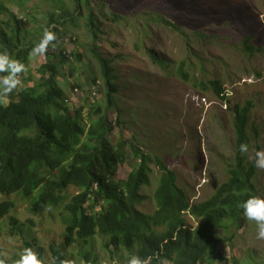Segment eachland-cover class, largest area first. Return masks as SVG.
<instances>
[{
	"label": "rangeland",
	"instance_id": "1",
	"mask_svg": "<svg viewBox=\"0 0 264 264\" xmlns=\"http://www.w3.org/2000/svg\"><path fill=\"white\" fill-rule=\"evenodd\" d=\"M96 3L103 4L105 12L118 14L129 21L106 22L98 15ZM0 4L22 19L21 42L27 46L43 39L51 16H61L60 21L73 16L78 26L66 20L69 23L62 31V40L55 47L50 42L45 54L32 56L28 70L21 76L32 79L30 86L37 84L40 81L38 69L47 60L57 63L61 54L68 57L72 53L80 54L81 62L69 57L70 63L60 68L58 85L66 93V105L72 110L83 109V117L89 121L93 109L106 107V86L92 49L112 60L119 93L107 113L112 122L117 118L121 121V125H115L114 140L122 138L132 142L152 159H161L175 171L178 185L188 193L191 203L207 201L227 182V166L234 163L236 157L237 137L232 113L217 97L213 81L221 83L223 92L230 94L232 104L246 105L249 101L253 104L249 119L252 142L246 152L248 162L255 160L257 146L264 151V0H92L89 9L95 10L100 24V30L95 29V33L103 30L96 42L84 18L88 17V8L82 9L83 16L76 17L75 0H0ZM144 14L152 16V22L146 27L141 25ZM158 18L176 24L179 31L165 26ZM3 20L8 22V17ZM0 24L11 36V29L16 24L10 22V28ZM56 26L54 23L49 31ZM243 37H248L251 45L260 48L252 58L243 51L240 43ZM138 42L141 46L137 48ZM148 52L166 61L167 68L164 70L154 63ZM183 60H188L187 79L177 72ZM25 79L18 85L19 89L23 88ZM95 79L102 85L97 97L87 99L84 95H91L90 87ZM74 85L89 91L74 96ZM3 102L7 104L9 100ZM253 126L260 128L259 140L253 138ZM136 165L130 156L126 165L119 167L116 180H128ZM150 168L152 185L143 189V195L148 199L140 206L147 214L157 208L153 195L160 179L156 167L150 165ZM254 182L258 197L264 198V169L257 168ZM71 194L76 192L71 190ZM8 200L15 203L13 215L18 224L24 223L26 229H30L39 247L47 248L62 242L65 232L60 219L63 203L44 214L32 215L28 201L19 196H11ZM186 220L193 229L199 225L188 215ZM246 221L231 244L228 243L236 227L224 238L227 244L219 245L218 252L224 254L225 260L218 264H234L235 261L228 262L234 259L249 264L247 257L251 264H264V239L258 238L256 222ZM0 226L3 237L10 229L8 220ZM1 241L2 238L0 249L5 255ZM17 243L21 247L20 237L10 236L5 246L19 259L22 251ZM81 243L67 249L66 259L74 264H126L127 252L104 250L99 238L89 246L95 256L86 259L81 253L89 247ZM46 257L52 263L48 251Z\"/></svg>",
	"mask_w": 264,
	"mask_h": 264
},
{
	"label": "trees",
	"instance_id": "2",
	"mask_svg": "<svg viewBox=\"0 0 264 264\" xmlns=\"http://www.w3.org/2000/svg\"><path fill=\"white\" fill-rule=\"evenodd\" d=\"M91 2L75 0V16H83L82 9L88 8V17L84 18L88 31L94 34L95 42L103 34L102 29L95 33V29L100 30L98 15L106 22L119 24L129 21L118 14L105 12V6L101 3L95 4L97 15L94 9H89ZM5 16L8 22L2 20ZM61 18L50 17L47 29L50 30L54 23L58 25L52 29L57 37L51 42L52 45L62 40V31L69 23L66 20L78 26L73 16L64 21H60ZM160 20L178 29L176 25L167 23L165 18H158ZM0 22H4L8 28L10 22L16 24L11 29V36L0 29V51L7 50L11 58L22 62L28 70L32 56H36L30 55L32 48L40 41L35 45H24L20 36L22 19H18L2 4ZM151 22L152 16H142V27ZM139 46L141 43L138 42L136 47ZM92 50L106 86V107L93 109L89 121L84 119L83 109L72 110L66 105L68 98L58 85L60 68L70 63L69 57L77 62L82 61L78 53H72L69 57L61 54L57 57V63L47 60L40 65V81L37 84L30 86L32 79H25L21 76L22 72L19 73L21 82L25 79L23 88L18 87L19 90L7 96L0 93V221L15 210L14 203L8 201L11 196L32 201L31 212L35 215L63 203L65 236L59 245L50 246L55 264L66 259L67 249L78 241L89 247L96 238L103 242L104 250L127 252V260L136 255L142 259L152 256L151 264H158L157 258H167L171 264L222 262L225 257L218 252L219 244H225L224 238L236 227L234 238L247 222L240 205L259 194L254 182L256 154L255 160L250 163L246 153L240 152L241 144H251L247 124L253 104H232L227 97L222 98L229 102L237 133L235 164L228 165L227 182L210 199L191 204L185 190L177 185L176 173L161 159H152L151 155L143 153L132 142L122 138L114 140L115 125H121V121L117 118L116 122H112L107 111L113 108L114 97L119 93L116 84L118 76L112 60L101 55L97 49ZM148 53L154 63L167 68L165 61ZM185 66L186 62H181L178 72L188 78ZM7 74L0 72V77ZM92 83L91 95H84L89 90L80 89V85L72 86L73 94L79 95L81 92L87 99L97 97L102 83L96 79ZM216 84L219 86V81ZM217 93L221 95V91ZM4 99L9 102L4 104ZM253 130L255 138L259 140V128L254 126ZM257 147L256 152L260 151V147ZM130 156L136 161V167L128 180H116L119 167L126 165ZM150 165L159 171L160 179L153 195L157 208L147 214L140 210V206L148 199L143 195V189L152 185ZM71 190L76 194H71ZM186 215L200 223L195 231L187 228ZM9 222L14 232L22 234L23 230L14 218H10ZM230 240L228 244L233 242ZM24 245L31 248L33 243L25 241ZM92 250L89 247L81 256H95ZM228 262L244 264L236 259ZM247 262L251 264L249 257Z\"/></svg>",
	"mask_w": 264,
	"mask_h": 264
},
{
	"label": "clouds",
	"instance_id": "3",
	"mask_svg": "<svg viewBox=\"0 0 264 264\" xmlns=\"http://www.w3.org/2000/svg\"><path fill=\"white\" fill-rule=\"evenodd\" d=\"M2 23H4V22H2ZM167 23H170V22L167 20ZM162 24H163V22H162ZM170 24L176 25L174 23H170ZM164 25L167 26V27L173 28L172 26H170L168 24H164ZM177 28H178V26H177ZM0 29H1V24H0ZM176 31H179V28L176 29ZM56 39H57V37H56L55 33H53L52 31H49L48 29H45L44 30V34H43V39L32 48V51H31L30 55H43V54H45V52L47 51L49 43L54 41V40H56ZM249 40L250 39L248 37H243L242 40L240 41V43L243 44V51L245 53H248L249 58H252L260 51V48L259 47H255L254 45H251L249 43ZM0 46H1V44H0ZM52 46L55 47V45H52ZM0 49H1V47H0ZM162 61H164V60H162ZM183 61L186 62L185 69L188 72V69H187L188 60H183ZM166 64H167V62H166ZM158 66L161 67L160 65H158ZM179 67H178V69H179ZM178 69H177V72H178ZM24 71H26V69H25V65L22 62H20L19 60L11 58V56L7 52V50L0 51V72H7L8 73L7 75L0 77V93H2L4 96H7L8 94L12 93L14 90H19L18 89V85L21 84V80H20L18 74L21 73V72H24ZM178 74H179V72H178ZM185 79H187V78H185ZM213 82H212V85H214V87L217 89L216 93H217V91H221V95H218V93H217V97L221 100V102H223L225 104V106H228V110H229V106H230L229 102H231L230 94L226 95V93L223 92V89L221 87V83L220 82H219V86L221 88L216 84V82H218V81H213ZM74 96H77V95H74ZM223 97H227L229 102H227V100H223L222 99ZM249 102L252 104L251 101H249ZM252 111H253V108H251V113H252ZM251 113H250V116H251ZM233 126H234V124H233ZM247 127H248L247 128V132H249L250 121H249V125L247 124ZM253 129H254V126L252 127V130ZM234 130H235V133H236L235 126H234ZM259 131H260V128H259ZM253 134H254L253 138L255 140H257L255 138L254 130H253ZM236 137H237V133H236ZM251 142H252V139H251ZM236 146H237V140H236ZM240 152L241 153L248 152V145L247 144H241L240 145ZM235 160H236V157H235ZM234 164H235V162L232 163V164H229V165H234ZM255 167L260 168V169H264V151H257L256 152ZM228 178H229V176H228ZM177 185H178V176H177ZM178 187L181 188L179 185H178ZM187 195H188V193H187ZM19 197L22 198L21 196H19ZM22 199L29 202V211H30V213L32 215H35V214H33L31 212L32 201H29V200L24 199V198H22ZM8 201H10V200H8ZM190 203H191V201H190ZM191 204H196V203H191ZM14 205H15V203H14ZM58 207H51V208H58ZM240 207L243 208V210H244L243 214H244V216H245V218L247 220L256 222L257 227H258V238L259 239H264V198L250 197L249 199L244 201L240 205ZM64 208H65V205H64ZM15 209H16V206H15ZM14 211L15 210L11 211V213L7 217L3 218L0 221V225H1L7 219L8 223H9V226H10V229L7 231V233H3V235H2L3 237L0 236V238H2V241H1L2 250L6 251V253L4 255V253L0 249V264H55V262H54V254H53L52 250L50 249V247H47V248L46 247H39L37 245V242H38L37 238L34 237L31 234L30 229H26L24 223L22 225L18 224L17 218L13 215ZM47 211H50V210L47 209L45 212H47ZM45 212L39 213V214H44ZM63 212H64V209H63ZM63 212L60 215V219H61V223L62 224H63V222H62V214H63ZM10 218H14L16 220L17 224L23 230L22 234L14 232V229L10 225V222H9ZM199 226H200V223L194 229L191 228V227H187V228H190L192 231H195ZM0 232H1V226H0ZM229 233H231V231ZM10 236L20 237L21 247H20V245L18 243L16 244V245H19V250L22 251V255L20 256L19 259H17V254H15V252H12V251L8 250L7 247L5 246V241ZM64 236H65V232H64ZM232 237H233V235L231 236L230 239H232V241H234L236 236L234 238H232ZM25 241H32L33 246L31 248H27L24 245ZM221 244H224V243H220L219 245H221ZM225 244H227V243L225 242ZM3 245H4V247H3ZM218 249H219V246H218ZM46 251H48L50 253V256H51V259H52V263L50 262L49 259H47ZM86 259H87V257H86ZM152 259H153L152 256H148L147 258H143L142 259L139 256L133 255V256H131V258H129L126 261V264H151ZM157 259H158V264H171V261H169L167 258H157ZM59 264H74V262L72 260L63 259V260L59 261Z\"/></svg>",
	"mask_w": 264,
	"mask_h": 264
}]
</instances>
